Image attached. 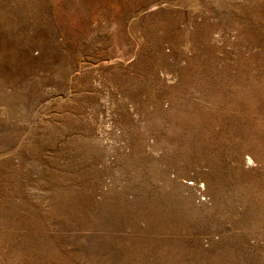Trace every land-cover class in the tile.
Returning a JSON list of instances; mask_svg holds the SVG:
<instances>
[{"label": "rangeland", "instance_id": "obj_1", "mask_svg": "<svg viewBox=\"0 0 264 264\" xmlns=\"http://www.w3.org/2000/svg\"><path fill=\"white\" fill-rule=\"evenodd\" d=\"M0 264H264V0H0Z\"/></svg>", "mask_w": 264, "mask_h": 264}]
</instances>
